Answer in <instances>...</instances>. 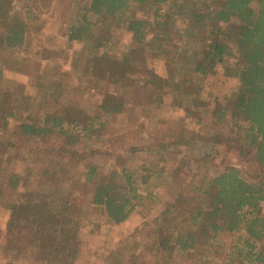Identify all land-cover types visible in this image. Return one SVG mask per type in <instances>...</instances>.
Masks as SVG:
<instances>
[{
	"label": "trees",
	"instance_id": "1",
	"mask_svg": "<svg viewBox=\"0 0 264 264\" xmlns=\"http://www.w3.org/2000/svg\"><path fill=\"white\" fill-rule=\"evenodd\" d=\"M24 1L0 0V46L9 50L24 44L36 16L30 6L19 12L17 2ZM66 2L72 68L90 57L91 82L103 93L87 108L69 102L66 88L50 81L45 91L59 109L26 117L29 95L19 92L0 66V158L11 161L16 137L45 152L39 171L43 189H21V175L8 163L0 166V204L7 208L0 264H16L19 257L33 264H74L79 258L87 199L61 187L63 180L92 184L89 204L103 208L113 225L152 208L163 197L160 187L176 183L175 195L143 234L158 257L155 264H170L176 254H186L190 264H264V0ZM119 32L131 40L121 57L109 51L120 41ZM159 60L163 74L153 65ZM212 74L222 83L234 80L235 88L206 94L204 82ZM133 85L146 89L152 106L167 96L169 105L183 111L180 120L206 123L210 141L181 126L174 136L154 137L135 166L129 161L142 145H128L127 159L106 147L104 171L92 160L98 149L78 146L105 134L108 117L131 105ZM10 123H17V131ZM219 145L252 167L254 178H243L234 165L211 173L207 163L216 159ZM224 233L234 235L229 246L221 239ZM137 241L132 235L119 258L108 256L109 264H147L126 251Z\"/></svg>",
	"mask_w": 264,
	"mask_h": 264
},
{
	"label": "rangeland",
	"instance_id": "2",
	"mask_svg": "<svg viewBox=\"0 0 264 264\" xmlns=\"http://www.w3.org/2000/svg\"><path fill=\"white\" fill-rule=\"evenodd\" d=\"M17 4L20 13L24 14L25 8L30 6L31 13L36 16L30 18V27L22 46L14 50L0 46V66L4 77L10 79L19 92L29 95L28 106L22 113L31 118L59 109L60 105L47 96L45 91L49 82L54 80L66 88L69 102L82 104L87 108L96 104L103 91L91 82L90 71L94 68L92 59L86 56L81 57L74 70L71 65L72 49L66 46L64 33L70 20V5L66 0H25ZM1 30L0 23V32ZM119 33L120 41L109 48L111 55L117 57H121L122 52L131 46L129 36L123 32ZM191 45L195 47V44ZM153 65L158 73L163 74L165 69L160 60L153 62ZM204 84L207 87L206 94L220 90L231 91L236 86V82L232 79L222 83L218 74L207 77ZM128 89L131 93V105L123 113L108 117L105 134L99 139L78 146L79 150L90 147L98 149L99 152L93 155L92 160L98 161L102 168L109 162V157L102 155L106 147L113 149L114 154L122 155L127 159L130 157L128 145L134 143L138 146L142 145L143 151L129 161L132 166H135L154 137L156 139L174 136L176 129L181 126L188 130L199 131L198 135L201 134L206 143L210 141L212 134L207 129L206 123L197 126L188 118L180 120L184 117L183 111L169 105L172 102L170 97L165 96L160 101V106H152L147 100L148 92L145 88L133 85ZM9 129L17 131V123H10ZM3 138L4 135L1 134L0 140ZM15 141H17V153L11 154L12 158L9 162H4L0 158V166L8 163L6 166L9 170L17 171L21 175V189L44 187L40 183L39 171L45 164V152L36 149L35 147L39 146L35 143L27 144L23 140L20 141L18 137ZM219 147L216 159L207 163L211 173H217L225 165H234L243 178L248 180L254 178L252 167L247 165L235 151L225 150L220 145ZM202 148L204 152L207 150V146ZM106 170L107 166L104 167V171ZM175 185L176 183L163 184V187H160L163 197L155 206L146 207L142 211L133 213L124 222L113 225L109 223L103 208L89 204L93 190L92 184L80 180H63L61 187L71 194L84 195L87 199L81 222V253L74 264H109L108 256L116 255L119 258L118 250L123 249L125 243L130 242L132 235L137 237L138 244L126 251L129 253L134 251L147 264H155L158 257L156 258L149 246L144 244L143 234L149 229L151 217L158 213L166 200H170L175 195ZM262 214L264 215V206ZM6 216L7 208L1 203L0 230L3 229ZM221 239L226 246H229L233 242L234 235L224 233ZM185 255L176 254L170 264H190L191 260H188ZM190 256L193 257L194 252H191ZM1 257L0 254V261H2ZM15 263L33 264L29 259L21 257L17 258Z\"/></svg>",
	"mask_w": 264,
	"mask_h": 264
}]
</instances>
